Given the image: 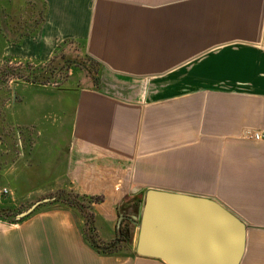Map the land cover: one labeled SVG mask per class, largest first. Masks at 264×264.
Listing matches in <instances>:
<instances>
[{
	"label": "crops",
	"instance_id": "obj_1",
	"mask_svg": "<svg viewBox=\"0 0 264 264\" xmlns=\"http://www.w3.org/2000/svg\"><path fill=\"white\" fill-rule=\"evenodd\" d=\"M42 1L46 17L31 34L23 6L0 0L8 28L0 26V56L45 62L82 44L103 73L89 87H32L61 123L50 133L24 106L33 131L23 136L68 134L66 150L43 170L66 180L39 186L103 196L92 207L105 247L118 234L123 200L131 217L149 188L216 199L247 224L239 264H264V139L247 134L264 132V0ZM198 218L188 237L208 242L209 210ZM81 223L63 207L24 221L16 235L2 230L0 264H168L137 253L134 223L131 245L110 253L97 251ZM218 225L215 218V234Z\"/></svg>",
	"mask_w": 264,
	"mask_h": 264
},
{
	"label": "rangeland",
	"instance_id": "obj_2",
	"mask_svg": "<svg viewBox=\"0 0 264 264\" xmlns=\"http://www.w3.org/2000/svg\"><path fill=\"white\" fill-rule=\"evenodd\" d=\"M15 1L17 4L18 0ZM26 10H24L25 15H30V12ZM2 25L5 26V29H8L6 20L3 17L2 20L0 19V26ZM30 27L31 22L29 21L27 28ZM58 61H60V68L58 69L56 82L33 83L27 80L26 73L23 72L27 63H30L33 68H39L44 64H57ZM102 73L103 67L85 52L82 44H66L57 50L54 60L50 63L34 59L9 62L5 57L0 56V206L9 207L12 210L11 215L3 214L4 216H0V232L13 229L16 235L21 231L24 221L32 220L35 216L41 214V211L63 207L70 208L75 218L79 222L82 221V229L87 230L86 218L81 210L66 206L61 202L51 203V200L41 203L20 221L12 218V215L17 218L19 212L27 209L37 200L50 197L51 194L60 189L76 192L74 189L61 186L62 184L68 185L67 182L61 181L57 183L61 184V187L57 188H41L39 186L41 184H53L47 182L45 180L47 178L52 180L57 177L58 180H66L59 173L54 176L53 173L43 172V170L52 169V165L49 167L45 164L49 163L50 160L52 162L56 155L63 154L66 150L68 134L63 135L60 139L57 136L56 140L55 136L41 135V140L38 141L39 137L31 133H29V137L28 135L24 137L25 129L29 128L33 131V127L24 123L22 110L25 106L24 114L28 113L30 115L31 113V116H37V118L45 120L52 130L50 133H53V130L58 128L61 123L62 113L53 106V108H49L44 105L45 100L41 101V92L34 96L32 87L40 88L41 91V86H45L51 92L76 87H89L98 84ZM18 74H21L22 77H18ZM93 76L98 77L97 82L96 79H93ZM28 86H31V88ZM38 95H40V99L35 98ZM22 96L25 97L24 100ZM32 96L34 97L30 99ZM40 161L41 167L39 166ZM12 162L14 164L10 167ZM7 169L8 171H6ZM4 186L9 189L7 193L1 192ZM91 211L93 213V207ZM98 240L101 242L100 238ZM129 249L130 247H127L125 251L128 252Z\"/></svg>",
	"mask_w": 264,
	"mask_h": 264
},
{
	"label": "water",
	"instance_id": "obj_3",
	"mask_svg": "<svg viewBox=\"0 0 264 264\" xmlns=\"http://www.w3.org/2000/svg\"><path fill=\"white\" fill-rule=\"evenodd\" d=\"M52 199L37 200L19 212L17 218L30 214L41 203ZM204 209L209 210L212 217L208 242L188 237L190 231H197L198 217L203 216ZM127 217L130 216L120 215L118 228ZM130 218L138 226L137 253L161 258L168 264H239L245 252V221L218 200L207 196L149 188L144 193L141 209ZM215 218L219 224L216 234Z\"/></svg>",
	"mask_w": 264,
	"mask_h": 264
},
{
	"label": "trees",
	"instance_id": "obj_4",
	"mask_svg": "<svg viewBox=\"0 0 264 264\" xmlns=\"http://www.w3.org/2000/svg\"><path fill=\"white\" fill-rule=\"evenodd\" d=\"M39 3V4H38ZM17 4L19 6H23L24 10L30 12L29 21L31 22V27L28 30V33H36L40 27L43 24V21L46 17V6L43 4L42 0H39L38 2L35 0H18ZM32 14V15H31ZM56 55V54H55ZM51 57L48 60V63L52 62L54 60V56ZM87 58V57H86ZM67 61V60H66ZM47 62V61H45ZM60 61L57 62V64H44L41 65V67L36 68L31 66L30 63H27L26 67L24 68L23 72L26 73L27 80L33 82V83H39V84H46L50 82H56L57 81V73L58 69L60 68L59 65ZM23 74V73H22ZM18 77H22L21 74L17 75ZM25 78V79H26ZM98 77H94L93 79H96L97 82ZM50 197H53V199L50 201L51 203L61 202L65 204L66 206L70 207H76L79 210H81L86 218V227L85 229V235L87 239H93L95 243H93L94 247H98L100 245V241L96 237V234L94 233V215L91 211L93 203L100 202L103 200V196L101 195H89V194H80L77 192H74L72 190H66V189H60L56 191L55 193L51 194ZM129 198V197H128ZM143 198V193H140L139 202H141ZM127 199V198H125ZM125 202H128L127 200H123V203L120 205V211L121 214L127 215V206ZM129 205V204H128ZM134 211L137 212L139 209V203H134ZM125 211V212H123ZM12 210L9 207H3L0 206V216L5 215H11ZM13 214V213H12ZM12 218L16 221H20L23 218H15L12 215ZM13 222V221H12ZM132 229H133V222L132 220L128 218H123L121 221V224L118 228V234L113 242L109 243V246H106L104 249L96 248L99 252H114L118 250L121 246H130L132 243Z\"/></svg>",
	"mask_w": 264,
	"mask_h": 264
},
{
	"label": "built area",
	"instance_id": "obj_5",
	"mask_svg": "<svg viewBox=\"0 0 264 264\" xmlns=\"http://www.w3.org/2000/svg\"><path fill=\"white\" fill-rule=\"evenodd\" d=\"M247 134L250 138H253L255 140L264 139V132L263 131L254 130V131H249ZM8 191H9V189L7 187H3L1 189V192H3V193H7Z\"/></svg>",
	"mask_w": 264,
	"mask_h": 264
}]
</instances>
